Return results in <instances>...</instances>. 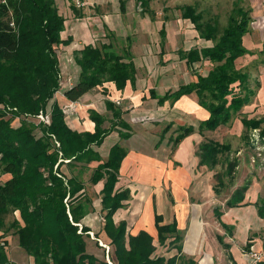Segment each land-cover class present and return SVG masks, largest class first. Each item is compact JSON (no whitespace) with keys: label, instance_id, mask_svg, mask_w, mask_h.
Returning <instances> with one entry per match:
<instances>
[{"label":"rangeland","instance_id":"obj_1","mask_svg":"<svg viewBox=\"0 0 264 264\" xmlns=\"http://www.w3.org/2000/svg\"><path fill=\"white\" fill-rule=\"evenodd\" d=\"M186 6L194 7L204 20L218 22L220 30L227 26L235 7L243 8L250 17L243 45L253 54L238 58L235 67L249 75L248 87L254 95L228 124L214 131L199 133L198 123L204 119V109L193 94L175 103L167 100L163 104L150 97V91L162 97L180 85L192 83L196 74L187 66L184 54L213 45L200 38L194 25L182 18V9ZM56 7L65 19L61 37L72 39L69 45L55 49L60 89L52 100L63 110L66 124L78 133H92L95 127L89 125V114L95 111L106 119L102 128L110 129L114 121L106 111V102L112 101L121 108V119L128 125L127 130L116 127L110 131L100 147L94 148L102 160L114 145L127 152L115 190H127L128 200L114 215V223L125 222L126 232L135 235L141 229V214H145L149 222L147 230L154 238L153 255L169 259L178 253L159 245L154 214L160 213L165 218L176 214L181 243L196 219L201 226L200 243L204 246L197 255L181 252L175 264H264V218L257 214V205L264 203V139L260 134L264 125L260 130L243 125L244 119L264 121V101H261L264 93L259 98L260 89L264 88V50L258 49L259 46L264 48V0H126L124 12L119 0H56ZM107 42L120 54L130 53L136 71L135 83H128L127 90L117 92L110 83H104L79 101L69 103L63 92L78 79L75 53L84 45ZM211 67L207 61L194 64L196 73L202 76ZM51 101L40 114L42 117L39 115L29 121L49 124ZM18 125L19 119H13L12 126ZM179 126L194 127V132L174 147L173 139ZM207 141L229 148L218 156V164L212 169L199 166L198 146ZM162 149L166 162L163 174L154 181H143V165L147 164L144 154H159ZM97 165L96 162L88 164L80 175L90 201L81 225L90 229L89 237L85 238L87 253L115 264L113 247L102 232L100 191L103 181L96 185L90 182ZM63 170L69 174L66 167ZM171 170L180 173L167 177ZM7 178L9 175H3L1 181ZM246 185L248 189L242 203L246 205L228 208L226 202L233 192ZM215 208L221 214L219 219L214 214ZM14 219H19L18 212L4 218L7 258L11 264H33L32 258L18 246L15 230L10 228ZM222 224L228 228H223Z\"/></svg>","mask_w":264,"mask_h":264},{"label":"trees","instance_id":"obj_2","mask_svg":"<svg viewBox=\"0 0 264 264\" xmlns=\"http://www.w3.org/2000/svg\"><path fill=\"white\" fill-rule=\"evenodd\" d=\"M119 2L124 12L126 0ZM182 18L194 25L200 38L213 45L194 48L184 54L187 66L196 74L195 82L180 85L162 97L150 91V97L163 104L167 100L175 103L183 96L195 95L198 105L209 114L199 123V133L214 131L228 124L254 95L248 87L249 75L235 67L238 58L252 55L243 45L250 17L243 8L235 7L222 30L218 22L204 20L194 7H184ZM64 21L58 13L56 0L0 2V264H11L5 251L7 242L3 240V229L5 216L14 212H18L19 219H14L10 228L15 230L18 246L32 258L33 264H108L87 253L85 238L89 237L90 229L81 225L90 201L80 175L92 162L98 165L91 173L90 182L96 185L103 181L100 191L102 232L113 247L115 264H175L177 256L152 257L155 246L148 232L141 230L131 235L126 232L125 222L116 225L113 221L114 214L128 200L127 190H115L121 162L127 152L114 145L102 160L94 148L100 147L116 127L128 129L119 107L111 101L106 102V111L114 121L110 129L102 128L105 117L91 111L89 120L95 127L92 133H78L69 128L56 101L50 108L49 124L29 121L45 112L48 102L60 89L55 49L72 42L71 38L63 40L61 37ZM74 61L80 72L75 84L64 91V97L70 102H77L104 83H113L118 91L128 82L135 83L136 71L130 53L120 54L111 42L85 45L75 53ZM203 61L212 65L205 76L194 69L195 63ZM15 118L19 119L17 127L12 126ZM262 124V119L243 120L247 129L260 130ZM175 132L174 147L192 134L194 127L179 126ZM260 132L264 139V126ZM228 149L213 141L200 143L199 166L214 168L218 156ZM63 167L68 169V175ZM3 175L9 178L2 182ZM247 189L248 185L234 191L226 206H245L242 203ZM214 214L218 219L221 217L216 208ZM257 214L264 218V203L257 205ZM162 222L163 217L155 213L159 245L165 246L170 239L168 250L175 249L180 254L182 237L176 221Z\"/></svg>","mask_w":264,"mask_h":264},{"label":"bare ground","instance_id":"obj_3","mask_svg":"<svg viewBox=\"0 0 264 264\" xmlns=\"http://www.w3.org/2000/svg\"><path fill=\"white\" fill-rule=\"evenodd\" d=\"M144 157H145L147 164H144L143 168L147 166L148 168L147 169L144 168L146 170L144 171V175L141 176L142 180L147 182V181H152V180L154 181L155 179L160 178V176L163 174L165 167H166L165 151L162 149L159 154H153L152 152H147L146 154H144ZM172 171L173 170L168 172L167 177L173 178L175 174L178 175L180 173V171H176V172H172ZM140 221H141L140 226L147 229L149 222L145 214H141ZM200 231H201V226L199 222L195 219L193 221V226L189 230V233L187 234V238L185 241L186 243L185 248L189 252L197 251L196 243H200V238H201Z\"/></svg>","mask_w":264,"mask_h":264},{"label":"crops","instance_id":"obj_4","mask_svg":"<svg viewBox=\"0 0 264 264\" xmlns=\"http://www.w3.org/2000/svg\"><path fill=\"white\" fill-rule=\"evenodd\" d=\"M211 42V41H210ZM87 45H89V44H87ZM85 46V45H84ZM83 46V47H84ZM82 47V48H83ZM247 49V48H246ZM258 49H259V51H261V50H264V48H262L261 46H259L258 47ZM81 50V49H80ZM247 50H249V49H247ZM250 51V50H249ZM252 53V52H251ZM253 54V53H252ZM199 63V62H198ZM79 72H80V69H79ZM194 75H195V72H194ZM196 81V75H195V80L194 81H192V82H195ZM128 83H130V82H128ZM128 83H127V85L125 86V88L124 89H126L127 90V88L129 87L128 86ZM110 86H113L114 87V89L116 90V88H115V85L113 84V83H110ZM123 89V90H124ZM125 90V91H126ZM261 90V92H260V95H261V97H259L260 99L262 98V95H263V93H264V88L262 89H260ZM118 90H116L115 92H117ZM64 93V92H63ZM192 95V94H191ZM188 96H190V95H188ZM195 96V95H194ZM185 97H187V96H183L182 98H185ZM66 99V98H65ZM181 99V98H180ZM67 100V99H66ZM80 100V99H79ZM78 100V101H79ZM68 101V100H67ZM261 101L263 102L264 101V97H263V99H261ZM54 101L52 100L51 101V103H53ZM69 103H73V102H70V101H68ZM112 102V101H111ZM121 109V108H120ZM110 116H111V113H110ZM208 116H209V114H208V112L204 109V119L202 120V121H204V120H206L207 118H208ZM111 118H112V116H111ZM202 121H200V122H202ZM199 122V123H200ZM199 123H198V125H199ZM89 125H91V126H93L94 127V124H93V122H91L90 121V123H89ZM70 128V127H69ZM93 131V130H92ZM91 131V132H92ZM127 156V155H126ZM126 158V157H125ZM125 158L123 159V160H125ZM123 162V161H122ZM122 162H121V164H122ZM145 168V167H144ZM120 170H121V166H120ZM120 170H119V173H120ZM146 169H144V171H145ZM174 198V201H175V197H173ZM245 204V203H244ZM177 211V210H176ZM116 214V213H115ZM114 214V215H115ZM156 214H158V213H156ZM158 215H161L162 217H163V222L161 223V224H171L174 220L176 221V224H177V230L178 229H180V225H179V222H178V217L176 216V214H175V216H172L171 218H165V216H163L162 214H158ZM113 219H114V216H113ZM153 221H154V217H153ZM141 227V226H140ZM154 228H155V226H154ZM141 230H144V231H146V232H148V233H150L147 229H145V228H143V227H141V229H139L138 231H137V233L139 232V231H141ZM156 230V229H155ZM136 233V234H137ZM178 233H179V230H178ZM189 233V230L187 231V234ZM135 234V235H136ZM151 234V233H150ZM132 235V234H131ZM156 236H157V233H156ZM186 238H187V235H186V237H185V240H184V243H181V245H182V253H185V254H188V255H197L198 253H199V249L200 248H202L203 246H204V243H196L197 244V251H195V252H189L188 250H186V248H185V246H186V243H185V241H186ZM153 240H154V238H153ZM157 240V239H156ZM170 241V239L169 240H167V242H166V245L165 246H167L168 247V242ZM154 245V244H153ZM165 246H161V247H165ZM173 250H175V249H173ZM236 250V249H235ZM176 251V250H175ZM177 252V251H176ZM178 253V252H177ZM181 254V253H180ZM179 253L177 254V255H174V256H179L180 255ZM152 257H156V256H154V255H152ZM173 257V256H172ZM171 258V257H170Z\"/></svg>","mask_w":264,"mask_h":264},{"label":"built area","instance_id":"obj_5","mask_svg":"<svg viewBox=\"0 0 264 264\" xmlns=\"http://www.w3.org/2000/svg\"><path fill=\"white\" fill-rule=\"evenodd\" d=\"M40 117H42V115H40ZM47 122V121H46Z\"/></svg>","mask_w":264,"mask_h":264}]
</instances>
